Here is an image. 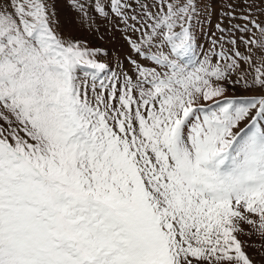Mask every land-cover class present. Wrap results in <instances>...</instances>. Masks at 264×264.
Masks as SVG:
<instances>
[{
    "label": "snow or ice",
    "instance_id": "obj_1",
    "mask_svg": "<svg viewBox=\"0 0 264 264\" xmlns=\"http://www.w3.org/2000/svg\"><path fill=\"white\" fill-rule=\"evenodd\" d=\"M101 26L123 45L71 31ZM244 223L264 235V0H0V264H254Z\"/></svg>",
    "mask_w": 264,
    "mask_h": 264
},
{
    "label": "rangeland",
    "instance_id": "obj_2",
    "mask_svg": "<svg viewBox=\"0 0 264 264\" xmlns=\"http://www.w3.org/2000/svg\"><path fill=\"white\" fill-rule=\"evenodd\" d=\"M58 8L64 30L67 31L69 30L67 21L70 19L71 13L63 5H58ZM209 20L211 24L214 25L215 19L210 17ZM211 30V25H206L205 34L201 38V51L207 50L210 39L209 32ZM71 31L72 35L76 36L78 39L87 41L88 47L90 48L112 51L123 45V40L120 38L119 33H113L104 26H101L99 32H89L75 27H73ZM251 218L257 219L254 216ZM237 238L241 241L245 252L254 260V264H259L261 257L264 256V235L260 234L252 225L244 223L241 225V232L237 233Z\"/></svg>",
    "mask_w": 264,
    "mask_h": 264
}]
</instances>
